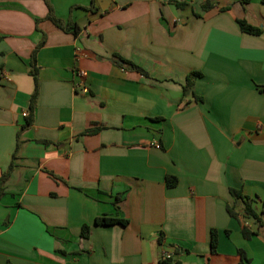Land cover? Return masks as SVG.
I'll list each match as a JSON object with an SVG mask.
<instances>
[{
    "label": "crops",
    "instance_id": "obj_1",
    "mask_svg": "<svg viewBox=\"0 0 264 264\" xmlns=\"http://www.w3.org/2000/svg\"><path fill=\"white\" fill-rule=\"evenodd\" d=\"M204 2L0 0V264H264V0Z\"/></svg>",
    "mask_w": 264,
    "mask_h": 264
},
{
    "label": "trees",
    "instance_id": "obj_2",
    "mask_svg": "<svg viewBox=\"0 0 264 264\" xmlns=\"http://www.w3.org/2000/svg\"><path fill=\"white\" fill-rule=\"evenodd\" d=\"M242 3H246L248 0H240ZM213 2L212 0H205V2L201 5V8L203 10H209L213 7ZM47 19L51 20V22L56 25L59 28L62 29H68L71 28L73 33L76 32V28L75 26H71L69 25L68 27L66 25H61V21L59 19H57L53 13L51 8L49 7V11H48V15L46 17ZM237 23H238V27L242 32L248 33L250 35H260L262 33H264V29L260 28V27H255L252 26L250 24H248L247 21H245L244 19H237ZM34 54L32 55V60L34 59ZM113 62L115 64H118L120 66H124L126 69L131 70V71H137L140 74L144 75V76H148V73L140 66L136 65L135 63L128 61L126 59L121 58L119 55H114L113 57ZM31 73L33 74L34 78H35V82H34V89L33 92L30 96V102H29V106H28V114L27 116L24 118V122L21 125V129H25L27 126L30 125L31 122H33V108H34V104L36 102V98H37V80H36V76H35V69H33L31 71ZM201 76V73L198 71H191L187 77H186V82L183 85V92L190 90L191 87L193 86L194 80ZM194 97L198 100H200V97H197L196 95H194ZM93 131H87L86 133H91ZM18 142H16V147L18 145ZM15 147V148H16ZM13 164L12 162L9 163L8 168L5 172H1L0 174V200L2 199V197L5 194V182L7 181L9 175H10V171L12 170ZM176 178L174 176H166V183H167V187H171L174 186L176 184ZM230 193L232 195V197L235 200H241L243 202V206L244 208H242V214L244 217L246 218H253L257 221H260L261 218L260 216L257 214L256 210H255V206H254V202L255 200L244 196V194L240 191V190H235V189H230ZM227 212L230 214V216L232 217H237L236 214L233 212L231 207H227L226 208ZM94 223L96 225H101V226H111V225H116V224H120L123 227L125 225L128 224V220L126 219H122V217H118V216H113V217H108V216H97L94 220ZM243 225V224H242ZM243 236L245 238H249L251 234H255V232H250L248 230L245 229V226L243 225V227L241 228ZM88 235V227L86 225L82 226V231H81V236L82 237H87ZM162 233L159 234L158 236V243L161 244L162 243ZM217 247V232L215 229H211L210 230V252L214 253L215 252V248ZM237 254L239 256V260L237 264H246L249 263L248 259L246 258V256L244 255V252L242 251V249H237ZM159 264H180L179 260H173L170 256H163L160 260H159Z\"/></svg>",
    "mask_w": 264,
    "mask_h": 264
},
{
    "label": "built area",
    "instance_id": "obj_3",
    "mask_svg": "<svg viewBox=\"0 0 264 264\" xmlns=\"http://www.w3.org/2000/svg\"><path fill=\"white\" fill-rule=\"evenodd\" d=\"M78 53H79V51H78ZM79 73L80 74H82V75H84L85 74V72L84 71H79ZM26 114L25 113H23V116H25Z\"/></svg>",
    "mask_w": 264,
    "mask_h": 264
},
{
    "label": "water",
    "instance_id": "obj_4",
    "mask_svg": "<svg viewBox=\"0 0 264 264\" xmlns=\"http://www.w3.org/2000/svg\"><path fill=\"white\" fill-rule=\"evenodd\" d=\"M103 8V6H101Z\"/></svg>",
    "mask_w": 264,
    "mask_h": 264
}]
</instances>
